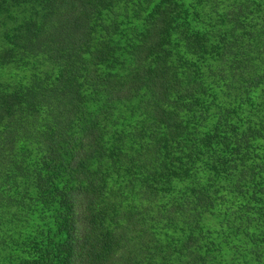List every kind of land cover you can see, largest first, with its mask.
Here are the masks:
<instances>
[{
	"label": "trees",
	"instance_id": "1",
	"mask_svg": "<svg viewBox=\"0 0 264 264\" xmlns=\"http://www.w3.org/2000/svg\"><path fill=\"white\" fill-rule=\"evenodd\" d=\"M0 264H264V0H0Z\"/></svg>",
	"mask_w": 264,
	"mask_h": 264
}]
</instances>
